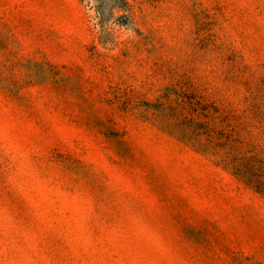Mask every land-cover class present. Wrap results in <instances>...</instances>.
Masks as SVG:
<instances>
[{"label": "rangeland", "instance_id": "obj_1", "mask_svg": "<svg viewBox=\"0 0 264 264\" xmlns=\"http://www.w3.org/2000/svg\"><path fill=\"white\" fill-rule=\"evenodd\" d=\"M192 114L264 183V0H0V264H264Z\"/></svg>", "mask_w": 264, "mask_h": 264}, {"label": "trees", "instance_id": "obj_2", "mask_svg": "<svg viewBox=\"0 0 264 264\" xmlns=\"http://www.w3.org/2000/svg\"><path fill=\"white\" fill-rule=\"evenodd\" d=\"M171 109L173 110V108ZM192 113H194V110H192ZM176 115L173 116V113L169 110V112H166L160 117L164 120L166 119V123H168V121L176 119ZM193 115L194 114L190 115L188 118H185L186 116L184 115V118L187 120L180 121V125H184L188 134L193 135L194 137L199 138L205 136V142L201 143L196 150L202 153H207L211 156H219L220 159L218 163H220L225 169L230 170L232 174L242 179L247 185H251L258 192L264 194V183L254 180L251 176H247L249 171L248 168L249 166H252V164L244 160L243 157L247 154L246 152H244V154L239 153L243 147L238 145L239 141L237 139L233 138L232 131L215 129L210 120H208L210 118L207 117V115L197 114L196 117H193ZM200 117H204L207 120L201 121ZM251 158H255L254 155H251L246 159L250 160ZM252 177L255 176L252 175Z\"/></svg>", "mask_w": 264, "mask_h": 264}]
</instances>
